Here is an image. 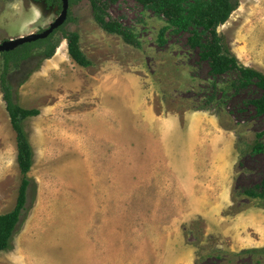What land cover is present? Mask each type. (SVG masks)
<instances>
[{
	"label": "rangeland",
	"instance_id": "374dc122",
	"mask_svg": "<svg viewBox=\"0 0 264 264\" xmlns=\"http://www.w3.org/2000/svg\"><path fill=\"white\" fill-rule=\"evenodd\" d=\"M109 4L140 48L102 29L81 0L64 29L79 32L92 65L73 60L59 31L52 58L10 72L19 104L40 110L25 120L37 191L0 264H264V198L246 194L264 178V153L252 152L261 91L235 90V71L213 75L188 31L161 42L166 20L139 0ZM62 8L0 0V44L43 32ZM219 32L264 73V0H241ZM3 69L0 53V214L21 183Z\"/></svg>",
	"mask_w": 264,
	"mask_h": 264
},
{
	"label": "trees",
	"instance_id": "16d2710c",
	"mask_svg": "<svg viewBox=\"0 0 264 264\" xmlns=\"http://www.w3.org/2000/svg\"><path fill=\"white\" fill-rule=\"evenodd\" d=\"M34 1H44L49 8L63 6L62 0ZM80 1L69 0L70 6ZM113 1L116 0H90L95 21L105 31L117 34L127 44L140 48L142 42L137 34L110 14L109 3ZM139 1L145 8L154 11L166 20L167 24L160 32L161 42H165L164 34L170 29L178 32H190V45L200 50V57L208 61L213 75H224L235 71L238 73V77L231 83V86L235 90L254 85L261 91L260 97L253 99L251 103L257 113L264 114V73L254 67L241 64L236 54L232 51L227 39L219 32V27L224 25L234 11L239 8L241 0ZM72 20V12L69 8L65 24ZM64 25L55 29L53 33L44 39L26 42L13 50L1 53L4 58L1 88L7 104V110L11 117L12 126L16 132L17 162L21 173V183L14 208L7 213L0 214V254L11 251L14 248V239L24 222V215L29 209L28 201L30 193L37 191L36 181L29 176V172L35 162V152L29 133L25 128V120L38 116L40 110L25 108L19 104L15 96L10 72L12 69H18L34 58L38 59L37 67L43 60L52 58L59 46V40L55 39L59 31L63 32V37L68 41V51L73 60L84 67L92 65L91 60L81 48L79 32H68L64 29ZM252 152L254 154L264 153V129L257 133L252 145ZM258 188L260 192L247 190L246 194L254 198H264V178Z\"/></svg>",
	"mask_w": 264,
	"mask_h": 264
},
{
	"label": "water",
	"instance_id": "95a60500",
	"mask_svg": "<svg viewBox=\"0 0 264 264\" xmlns=\"http://www.w3.org/2000/svg\"><path fill=\"white\" fill-rule=\"evenodd\" d=\"M62 1H63L62 13L54 22L50 24V26L46 30H44L43 32L30 33L26 36H21L19 38L11 39L9 41H4L3 43L0 44V53L13 50L17 48L19 45L24 44L26 42H32L38 39H44L48 37L51 33H53L55 29L64 25L68 18L70 2L69 0H62Z\"/></svg>",
	"mask_w": 264,
	"mask_h": 264
}]
</instances>
